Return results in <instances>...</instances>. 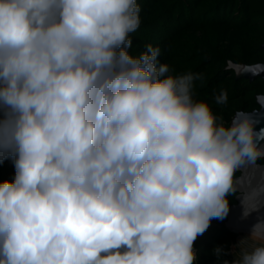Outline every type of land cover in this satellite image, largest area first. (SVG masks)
<instances>
[{"label":"clouds","instance_id":"obj_1","mask_svg":"<svg viewBox=\"0 0 264 264\" xmlns=\"http://www.w3.org/2000/svg\"><path fill=\"white\" fill-rule=\"evenodd\" d=\"M140 12L137 0H0V162L15 169L0 182V264H196L230 196L246 189L244 216L259 210L264 172L254 186L236 173L264 159V128L194 100L202 74H172L159 47L131 55ZM250 237L264 240V221ZM247 240L232 264H264V243Z\"/></svg>","mask_w":264,"mask_h":264},{"label":"rangeland","instance_id":"obj_2","mask_svg":"<svg viewBox=\"0 0 264 264\" xmlns=\"http://www.w3.org/2000/svg\"><path fill=\"white\" fill-rule=\"evenodd\" d=\"M137 2L141 8V24L136 32L130 34L132 46L128 49L129 53L139 56L147 44L159 47L161 50L159 63L169 64L172 74L180 75L187 72L202 74V80L194 81V88L212 90L218 84L219 79L214 80V77L224 66L223 59L230 49L228 47H231V38L235 37L231 35L232 26L245 24L248 30L247 36L255 44L264 39V0H137ZM245 19L246 23L243 22ZM217 45L222 49L218 50ZM209 60L212 63L202 68ZM235 65L244 66L231 60L226 61L225 64L230 69ZM234 71L236 73L235 69ZM258 83L259 86L254 93L264 95V83L262 80ZM222 116L226 123L231 122L232 118L226 119L224 115ZM10 160L5 159L0 162V182L14 179L15 169L11 168ZM262 172H264V161L258 160L255 168L242 169L236 173V176L246 183V177L254 174L256 177L253 181L254 186ZM245 191L246 189H241L233 196L234 203L229 205L228 216L223 222L213 219L203 235L198 236L194 242L196 257L201 240L212 239L206 234L212 231L216 238L226 237L223 228L234 235L224 242L226 243L224 247L228 246L227 254L219 257L223 264L225 261L232 264L235 259L234 253L238 251L235 246L240 240L248 237V245L260 244V241H254L247 233L252 232L251 229L257 223L264 221V200L259 210L244 216V207L239 195ZM245 207L251 209V202H247ZM240 225L242 229H236ZM209 255H212L210 258H214L213 260L219 259L214 252Z\"/></svg>","mask_w":264,"mask_h":264},{"label":"trees","instance_id":"obj_3","mask_svg":"<svg viewBox=\"0 0 264 264\" xmlns=\"http://www.w3.org/2000/svg\"><path fill=\"white\" fill-rule=\"evenodd\" d=\"M243 22L246 23V19ZM244 25L245 24L238 27L232 26L233 29L231 35H235V37L231 38V47H228L230 49L227 51L226 57L223 59L224 66L216 73V77H214V80L217 78L219 79L218 84L212 90L202 87H195L193 89L194 100L207 101L217 115L222 113L226 119H231L237 111H253L259 107L256 99L257 95L254 92L259 86L258 82L262 79L257 78L252 82L246 79H237L234 69L225 66L226 61L228 60L243 65L264 62V53L261 50V45L264 42V39H261L259 43L255 44L254 41L247 36L248 30L246 25ZM252 26H254V24ZM217 49L221 50L222 47L217 45ZM210 63H212L211 60L206 61L202 68ZM262 82L264 83L263 80ZM221 90L228 93V102L226 105L215 104L214 95L219 94ZM261 160L264 161V159ZM10 161L12 164L11 168H14L12 160ZM232 203H234V199L233 196H230L229 205ZM225 219H223L222 222ZM211 232L212 231L208 232L206 236H210L212 239L205 238L199 243V253L196 259V264H223L220 258L218 260H213L214 258H210L212 255L209 254L213 253L216 247H221L226 253L228 246L224 247L226 244L224 242L230 240L234 235L226 228H223L226 237L223 236L222 238H216L213 232V235H211Z\"/></svg>","mask_w":264,"mask_h":264},{"label":"water","instance_id":"obj_4","mask_svg":"<svg viewBox=\"0 0 264 264\" xmlns=\"http://www.w3.org/2000/svg\"><path fill=\"white\" fill-rule=\"evenodd\" d=\"M261 50L264 53V42L261 45ZM257 64L264 65V62L257 63ZM257 64H252V65H257ZM246 66H249V65L239 66L240 70L239 72L238 71L236 72L237 79H246L252 82L257 78H261L264 81V71L259 72V74L257 75H253L251 72L244 71ZM256 99H257V104L259 106V109L253 110L248 113H250L253 119L257 121V124L255 127H256V130L258 131L259 129L264 128V95H257ZM260 143L264 145V141H261Z\"/></svg>","mask_w":264,"mask_h":264},{"label":"bare ground","instance_id":"obj_5","mask_svg":"<svg viewBox=\"0 0 264 264\" xmlns=\"http://www.w3.org/2000/svg\"><path fill=\"white\" fill-rule=\"evenodd\" d=\"M234 67V69L236 70V72L238 71L239 72V70H240V67L239 66H233ZM246 227V226H245ZM250 227V226H249ZM236 229H242L241 228V225H240V227H237ZM249 229V228H248ZM248 229H245V230H248ZM251 229V228H250ZM249 229V230H250ZM252 230V229H251ZM249 236L251 235V232L249 231V233H247ZM254 241H257V242H259V243H264V240H262V239H254V238H252Z\"/></svg>","mask_w":264,"mask_h":264}]
</instances>
